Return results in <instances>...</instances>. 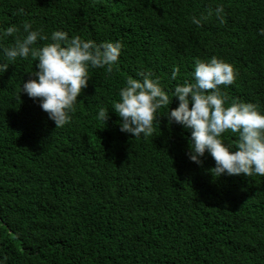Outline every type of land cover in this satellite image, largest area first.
<instances>
[{
  "label": "trees",
  "instance_id": "16d2710c",
  "mask_svg": "<svg viewBox=\"0 0 264 264\" xmlns=\"http://www.w3.org/2000/svg\"><path fill=\"white\" fill-rule=\"evenodd\" d=\"M193 16L205 18L196 25ZM26 22L123 48L111 74L89 69L76 111L58 128L21 92L31 56L0 71V260L264 264V176L216 178L207 153L192 162L190 130L169 123L168 106L147 138L122 132L111 107L129 76L151 71L170 92L192 79L196 59L217 56L236 72L220 86L228 101L264 111V0H0V32L20 29L0 43H14ZM178 103L173 97L169 107ZM100 108L110 112L106 122ZM223 136L235 143V134Z\"/></svg>",
  "mask_w": 264,
  "mask_h": 264
},
{
  "label": "clouds",
  "instance_id": "9594fccd",
  "mask_svg": "<svg viewBox=\"0 0 264 264\" xmlns=\"http://www.w3.org/2000/svg\"><path fill=\"white\" fill-rule=\"evenodd\" d=\"M19 8L17 14H23ZM223 6L215 9L217 18L223 22ZM208 15H212L210 11ZM191 17L193 24L200 25L202 19ZM23 32L14 43H0V71L5 72L17 58L35 60L30 78L23 80L21 92L38 100L40 107L52 120L56 128L67 124L76 111L78 96L88 86L90 68H103L107 74L113 72L119 61L123 44L121 41L84 39L79 35L69 37L63 30H53L50 35L32 24H23ZM20 29L10 25L0 32V40L13 36ZM260 34L264 35V28ZM43 41V44H39ZM34 45H39L34 47ZM179 68H174L172 79H176ZM139 78L129 76L125 86L119 89V99L112 102V112L120 120V130L134 138H147L154 132V121H159L158 110L168 106L169 123H176L190 130L187 155L200 165L202 157L209 154L215 161L210 172L216 178L222 175L264 176V111L252 102H229L221 85H232L236 79L234 67L227 61L212 56L196 59L191 80H184L166 91L159 77L151 71L140 72ZM20 92V93H21ZM173 97L179 103L170 108ZM191 105V107H190ZM109 111L100 108L98 117L104 122ZM235 134V143H226L223 134ZM0 264H4L0 260Z\"/></svg>",
  "mask_w": 264,
  "mask_h": 264
}]
</instances>
